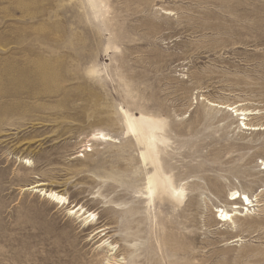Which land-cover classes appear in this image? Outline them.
I'll list each match as a JSON object with an SVG mask.
<instances>
[{
    "label": "rangeland",
    "instance_id": "rangeland-1",
    "mask_svg": "<svg viewBox=\"0 0 264 264\" xmlns=\"http://www.w3.org/2000/svg\"><path fill=\"white\" fill-rule=\"evenodd\" d=\"M120 107L164 121L180 203L150 208ZM243 122L264 125V0H0V264H264V129Z\"/></svg>",
    "mask_w": 264,
    "mask_h": 264
},
{
    "label": "bare ground",
    "instance_id": "bare-ground-1",
    "mask_svg": "<svg viewBox=\"0 0 264 264\" xmlns=\"http://www.w3.org/2000/svg\"><path fill=\"white\" fill-rule=\"evenodd\" d=\"M83 1L86 2L90 6L91 10L96 8V0H83ZM220 106H223V104ZM120 110L124 117V123H125V128H126L125 134L133 135V137L136 139L138 144L142 145V149L139 151L140 159L143 163L148 162L152 166V171L150 173H147L145 176V182H144L145 192H143V194H145L146 196L147 203L149 204L150 208L153 209L155 205V199L158 197H162V196H165L168 199L175 201L176 203H180L184 199L185 190L183 187L177 188L173 184L172 177L163 171L161 162L158 158V152H159L158 145L164 144L166 141L164 137L157 134L158 131L159 132L162 131L163 128L165 127L164 121L157 117L151 116L149 114H144V113H139L138 115L132 114L128 112L126 109H124L123 107H120ZM236 111H237L236 114L241 116L240 119L244 121L246 119L245 115H246L247 110L245 112V110L243 109L241 110L236 109ZM241 125L243 126V128L250 129V130L264 129V125H251L245 122H243ZM91 138L115 142V139H112L108 134H106L103 131H97V132L92 133ZM87 150H91V149L87 148ZM39 185H40L39 183H36L31 188L37 187ZM45 193L46 191L43 192V194ZM46 195L59 202L65 200V198L62 195L56 194V192L53 190L47 192ZM230 196H231L230 199L232 200L240 199L243 205L244 204L251 205L252 200H250V198L245 193H239L238 191H234L230 194ZM245 197L247 199H245ZM246 208L248 209L249 207H246ZM70 212H73V213L77 212L80 216L85 215L84 220L87 218L89 219L91 215H92V219L94 218V215L90 212L89 213L86 212L82 208L81 205L75 206ZM219 220L220 221H230L231 223H234V221L232 220V215L229 214L228 211H225L223 209L220 210ZM105 228L106 227L94 230L95 231L94 234L98 235V233L101 232L100 235H105V233H102V231H104ZM107 240H103L102 242H100L101 241L100 239L99 242L101 243V245L103 244L107 245L108 244L106 243ZM108 250H109L108 255H114L116 253L117 248L115 245L108 244ZM122 259L123 258H118V259H115L116 261H113V262L114 263L122 262L121 261Z\"/></svg>",
    "mask_w": 264,
    "mask_h": 264
},
{
    "label": "snow or ice",
    "instance_id": "snow-or-ice-1",
    "mask_svg": "<svg viewBox=\"0 0 264 264\" xmlns=\"http://www.w3.org/2000/svg\"><path fill=\"white\" fill-rule=\"evenodd\" d=\"M245 199H247V198L245 197ZM225 218H227V217H225Z\"/></svg>",
    "mask_w": 264,
    "mask_h": 264
}]
</instances>
